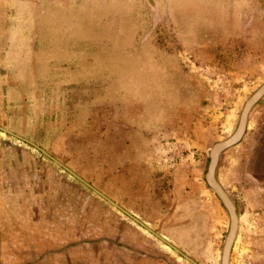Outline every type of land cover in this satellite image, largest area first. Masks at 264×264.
Instances as JSON below:
<instances>
[{"label":"rangeland","instance_id":"1","mask_svg":"<svg viewBox=\"0 0 264 264\" xmlns=\"http://www.w3.org/2000/svg\"><path fill=\"white\" fill-rule=\"evenodd\" d=\"M264 84V0H0V126L198 264L232 221L210 151ZM229 264H264V98L215 175ZM0 264H192L0 131Z\"/></svg>","mask_w":264,"mask_h":264},{"label":"water","instance_id":"2","mask_svg":"<svg viewBox=\"0 0 264 264\" xmlns=\"http://www.w3.org/2000/svg\"><path fill=\"white\" fill-rule=\"evenodd\" d=\"M263 98H264V84L245 103V106H244L243 111H242L241 116H240V121H239V125H238L236 132L227 140L216 144L214 146V148H212L210 151L211 163L209 166V171L207 173V180H208L210 187L216 192V194L219 196V198L223 201L226 208L229 210V213L231 215V221H232L231 231H230L229 236L227 238L226 246L224 249V252H225V254H227V256H229V254L231 252L234 240H235L237 232H238L240 220H239V217L236 214L229 198L227 197L226 193L222 190L221 186L216 181V178H215L216 170H217L218 163H219V160H220L222 153L228 149H231V148L237 146L243 140V138L247 132V129H248L250 114H251L252 110L254 109V107L257 104H259V102L262 101ZM0 131L5 133V134H8V135H10L16 139H19L25 143H28V144L32 145L33 147L37 148L38 150H40L42 153H44L46 156L51 158L54 162H56L62 168H64L66 171H68L70 174L75 176L78 180L83 182L86 186H88L89 188L94 190L97 194H99L101 197H103L108 202H110L113 206H115L116 208H118L119 210L124 212L126 215H128L130 218H132L135 222H137L138 224H140L141 226L146 228L154 236H156L161 241H163L165 244L170 246L173 250H175L178 254L183 256L189 262H191L192 264H198L193 259H191L189 256L184 254L181 250L177 249L175 246H173L171 243H169L167 240H165L163 237H161L159 234H157L155 231H153L151 228L147 227L140 220H138L137 218H135L134 216L129 214L127 211H125L123 208H121L117 203H115L112 200H110L109 198H107L104 194H102L101 192L96 190L93 186H91L85 180H83L82 178L77 176L74 172H72L66 166L61 164L59 161L55 160L48 153H46L44 150H42L39 146H37L36 144L30 142L29 140L15 134L14 132H12L6 128H3L1 126H0ZM223 264H226V262H223Z\"/></svg>","mask_w":264,"mask_h":264},{"label":"trees","instance_id":"3","mask_svg":"<svg viewBox=\"0 0 264 264\" xmlns=\"http://www.w3.org/2000/svg\"><path fill=\"white\" fill-rule=\"evenodd\" d=\"M223 190V189H222ZM224 191V190H223ZM226 246V245H225ZM231 254V252H230ZM230 254L229 256H227V254H225V252L223 253V261H222V264L223 262H226V264H229V260H230ZM226 257V258H225Z\"/></svg>","mask_w":264,"mask_h":264},{"label":"flooded vegetation","instance_id":"4","mask_svg":"<svg viewBox=\"0 0 264 264\" xmlns=\"http://www.w3.org/2000/svg\"><path fill=\"white\" fill-rule=\"evenodd\" d=\"M226 207V206H225Z\"/></svg>","mask_w":264,"mask_h":264}]
</instances>
